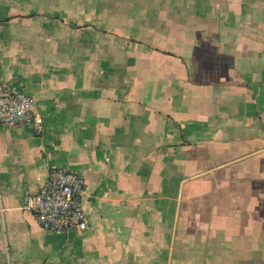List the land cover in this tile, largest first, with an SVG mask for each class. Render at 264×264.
Segmentation results:
<instances>
[{"label":"crops","instance_id":"crops-1","mask_svg":"<svg viewBox=\"0 0 264 264\" xmlns=\"http://www.w3.org/2000/svg\"><path fill=\"white\" fill-rule=\"evenodd\" d=\"M0 264H264V0H0ZM54 167L88 227L24 209Z\"/></svg>","mask_w":264,"mask_h":264},{"label":"built area","instance_id":"built-area-1","mask_svg":"<svg viewBox=\"0 0 264 264\" xmlns=\"http://www.w3.org/2000/svg\"><path fill=\"white\" fill-rule=\"evenodd\" d=\"M33 123L42 134L44 118L36 100L25 91L6 90L0 95V123L4 126ZM86 179L74 170L54 167L38 192L29 194L24 209L32 212L40 226L57 234L88 227L83 202Z\"/></svg>","mask_w":264,"mask_h":264}]
</instances>
